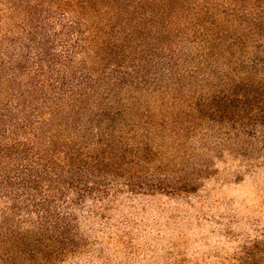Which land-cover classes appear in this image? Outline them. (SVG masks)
Returning a JSON list of instances; mask_svg holds the SVG:
<instances>
[{
  "label": "trees",
  "instance_id": "16d2710c",
  "mask_svg": "<svg viewBox=\"0 0 264 264\" xmlns=\"http://www.w3.org/2000/svg\"><path fill=\"white\" fill-rule=\"evenodd\" d=\"M11 13L19 24L0 37V264L79 252L74 211L89 200L187 191L171 186L151 133L208 123L264 144V0H19ZM150 95L161 112L173 96L172 112L158 118ZM239 264H264V244Z\"/></svg>",
  "mask_w": 264,
  "mask_h": 264
},
{
  "label": "rangeland",
  "instance_id": "374dc122",
  "mask_svg": "<svg viewBox=\"0 0 264 264\" xmlns=\"http://www.w3.org/2000/svg\"><path fill=\"white\" fill-rule=\"evenodd\" d=\"M17 2L0 0V37L19 24L20 16L11 13ZM172 97L163 112L157 96L144 102L161 119L172 112ZM212 126L201 124L183 137L151 133L173 171L171 186L187 191H122L110 201H87L74 211L80 250L60 264H239L248 250L264 244V144L223 137Z\"/></svg>",
  "mask_w": 264,
  "mask_h": 264
}]
</instances>
